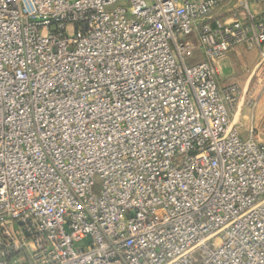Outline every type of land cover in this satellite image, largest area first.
Segmentation results:
<instances>
[{
    "label": "built area",
    "instance_id": "built-area-1",
    "mask_svg": "<svg viewBox=\"0 0 264 264\" xmlns=\"http://www.w3.org/2000/svg\"><path fill=\"white\" fill-rule=\"evenodd\" d=\"M224 1L0 0V264H264V142L217 69L264 66V12Z\"/></svg>",
    "mask_w": 264,
    "mask_h": 264
},
{
    "label": "rangeland",
    "instance_id": "rangeland-1",
    "mask_svg": "<svg viewBox=\"0 0 264 264\" xmlns=\"http://www.w3.org/2000/svg\"><path fill=\"white\" fill-rule=\"evenodd\" d=\"M247 2L250 7H246L245 0H225L223 5L221 6V9L218 11V14H226L227 16L229 14L234 15L235 13H237V14H242L243 16L241 17L243 18L245 15H248L249 12L254 15L263 14L264 10L261 13H257L255 12V10H253L252 8L253 6L251 5L253 4V0H247ZM225 56L223 58H225ZM223 58H221L220 60H222ZM257 60L258 59H256L255 62L253 61L254 63L252 61H246L245 65H247L248 68L244 69L242 72L240 71L241 65L237 64L234 67L233 74L230 77V82L232 83L231 85H236L238 87L239 99H242L243 96L246 95L245 97L246 107L244 108V112H243L245 118L243 119L242 124L245 125V127H247L249 133L251 129H255L256 131L255 134L258 137V139L264 142V102H261L264 100V73L262 72L264 66H260V69H258L257 73L254 75L252 80H250L248 87L249 92L245 93V83L247 81V78L249 79L251 78L250 76L252 74V69L254 65L257 63ZM200 61H201L200 56L198 55L195 58L187 59L189 65L200 63ZM240 133L242 134V129H240Z\"/></svg>",
    "mask_w": 264,
    "mask_h": 264
},
{
    "label": "crops",
    "instance_id": "crops-1",
    "mask_svg": "<svg viewBox=\"0 0 264 264\" xmlns=\"http://www.w3.org/2000/svg\"><path fill=\"white\" fill-rule=\"evenodd\" d=\"M263 3H264V0H262V2H260V3H256V1L253 0V4H251L253 6L252 7L253 10H255V12H257V13H261L264 10V4ZM218 11L215 13L214 17L217 18V19L224 20V21H233L234 19H237V18H243V17H241V16H243L242 14L235 13L234 15L233 14L232 15L229 14V15L226 16V14H218ZM193 42H196L195 38L193 39ZM260 57H261V55H260V53L258 51H256V50L249 51L244 46L238 47V48L234 49L233 51H231L230 53H228L227 56H225V58H223L222 60L217 62V69H218V72H219L218 73L219 74L218 75L219 85L224 87V86H228V85L232 84L230 82V77L233 74L234 67L237 64L241 65L240 66L241 67L240 71L242 72L244 69L248 68V66L245 65L246 61H252V62L254 61L255 62L256 59H258L257 63L254 65V67L252 69V74L250 76L251 78L250 79L247 78V81L245 83V93H248L249 92V88L248 87H249L250 80H252L254 75L257 73L258 69H260V66H261V63H262L261 62L262 61V57L261 58ZM260 59H261V61H260ZM200 60H201L200 62H202V61L205 60V58L203 56H200ZM262 72L264 73V69H263ZM258 75H260V74H258ZM245 78H246V76H245ZM245 97H246V95H244L242 99L238 98L237 105L232 110L230 118H231V121H232L233 125L241 127V129H242V134H241L242 138L247 139V138L250 137V133H249L247 127H245V125L242 124V121L245 118V115L243 113L244 112V108L246 107V105H245ZM261 102H264V100L261 101ZM243 130H245V131H243Z\"/></svg>",
    "mask_w": 264,
    "mask_h": 264
}]
</instances>
